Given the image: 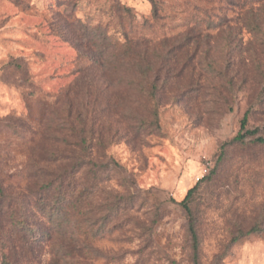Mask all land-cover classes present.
<instances>
[{
	"label": "rangeland",
	"instance_id": "1",
	"mask_svg": "<svg viewBox=\"0 0 264 264\" xmlns=\"http://www.w3.org/2000/svg\"><path fill=\"white\" fill-rule=\"evenodd\" d=\"M258 137L264 0H0V264H264Z\"/></svg>",
	"mask_w": 264,
	"mask_h": 264
},
{
	"label": "trees",
	"instance_id": "2",
	"mask_svg": "<svg viewBox=\"0 0 264 264\" xmlns=\"http://www.w3.org/2000/svg\"><path fill=\"white\" fill-rule=\"evenodd\" d=\"M246 121H247V115H244V117L241 121V130H240L239 134L236 137H234L232 140H230L228 142V144H233V143H238V142L241 143V142H243V140L246 137L254 136L258 132L257 129L254 131L246 130ZM242 131H245V132L242 133ZM252 142L264 144V139L258 137V138L253 139ZM192 192H193V189L189 190L188 193L186 194L185 198L179 203L185 209V211L188 213L189 216H190V211H189L187 202H188L189 197H190ZM189 231H190V234H191L192 239L194 241V246H196L197 237H196V232H195V228H194V221L191 218L189 219ZM259 232H261V230L258 227H254V228H251L246 233H244V235L256 234ZM239 238L240 237H235L234 241H237Z\"/></svg>",
	"mask_w": 264,
	"mask_h": 264
}]
</instances>
